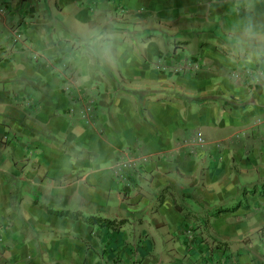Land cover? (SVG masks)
I'll use <instances>...</instances> for the list:
<instances>
[{
    "label": "crops",
    "instance_id": "1",
    "mask_svg": "<svg viewBox=\"0 0 264 264\" xmlns=\"http://www.w3.org/2000/svg\"><path fill=\"white\" fill-rule=\"evenodd\" d=\"M248 2L0 0V264H264V72L223 40ZM101 24L123 51L81 72Z\"/></svg>",
    "mask_w": 264,
    "mask_h": 264
},
{
    "label": "clouds",
    "instance_id": "2",
    "mask_svg": "<svg viewBox=\"0 0 264 264\" xmlns=\"http://www.w3.org/2000/svg\"><path fill=\"white\" fill-rule=\"evenodd\" d=\"M242 7L247 11L241 12ZM252 8L251 0L237 5L223 40L229 59L248 71L259 66V71L264 72V16ZM122 51L114 32L102 24L91 25L76 38L66 59L79 71L89 73L114 62Z\"/></svg>",
    "mask_w": 264,
    "mask_h": 264
},
{
    "label": "trees",
    "instance_id": "3",
    "mask_svg": "<svg viewBox=\"0 0 264 264\" xmlns=\"http://www.w3.org/2000/svg\"><path fill=\"white\" fill-rule=\"evenodd\" d=\"M264 190V189H263ZM261 195L264 194V191H261ZM49 212L59 215L69 217L74 220H83L85 223L90 225H99L103 228H107L109 230H119L122 225H124L125 220H115V219H108L102 216H84L81 212H71V211H53L48 209L46 206L43 205Z\"/></svg>",
    "mask_w": 264,
    "mask_h": 264
},
{
    "label": "rangeland",
    "instance_id": "4",
    "mask_svg": "<svg viewBox=\"0 0 264 264\" xmlns=\"http://www.w3.org/2000/svg\"><path fill=\"white\" fill-rule=\"evenodd\" d=\"M138 36H142V33H139V35H136L135 37H138ZM146 37V36H145ZM174 47H175V45L174 44H172L171 45V51H173V49H174ZM90 110V109H89ZM79 114H80V117H81V115H82V112H79ZM133 168V169H132ZM134 169H136V170H138V165H130V167H128V168H125L123 171H119L118 172V174L119 175H122L123 177H124V179H122V178H120V176L114 171V174H115V177L117 178V180L119 181V182H121V183H124V184H126L127 182H129L128 180H127V176L130 174V172L132 171V170H134ZM242 204V205H246L247 204V201H246V199H245V197H244V194L242 193L241 195H240V197L237 199V201H235V203H234V207H237L238 206V204ZM258 245H259V243H258ZM261 248H262V254H264V243H261Z\"/></svg>",
    "mask_w": 264,
    "mask_h": 264
},
{
    "label": "built area",
    "instance_id": "5",
    "mask_svg": "<svg viewBox=\"0 0 264 264\" xmlns=\"http://www.w3.org/2000/svg\"><path fill=\"white\" fill-rule=\"evenodd\" d=\"M83 118H86L88 116V110H83L82 111V115H81ZM197 141L199 143L203 142V139L201 137L200 134H198V139ZM143 161V160H142ZM146 161V160H144ZM135 161H132L131 159H124V160H121L119 161V163L116 164L115 166V172L118 174L119 171H123L125 168H128L130 167V165H135ZM119 175V174H118ZM120 178L124 179V177L122 175H119Z\"/></svg>",
    "mask_w": 264,
    "mask_h": 264
}]
</instances>
